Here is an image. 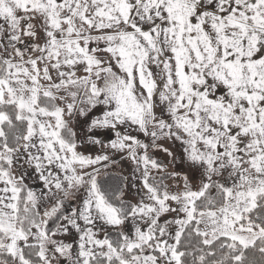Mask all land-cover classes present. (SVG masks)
Here are the masks:
<instances>
[{
    "label": "snow or ice",
    "instance_id": "snow-or-ice-1",
    "mask_svg": "<svg viewBox=\"0 0 264 264\" xmlns=\"http://www.w3.org/2000/svg\"><path fill=\"white\" fill-rule=\"evenodd\" d=\"M98 105L89 140L114 130L134 203L101 183L109 155L80 151L72 119ZM133 126L169 156L156 141H178L192 175ZM252 250L264 258V0H0V264H256Z\"/></svg>",
    "mask_w": 264,
    "mask_h": 264
},
{
    "label": "rangeland",
    "instance_id": "rangeland-1",
    "mask_svg": "<svg viewBox=\"0 0 264 264\" xmlns=\"http://www.w3.org/2000/svg\"><path fill=\"white\" fill-rule=\"evenodd\" d=\"M104 110H106V106L98 105L97 108L93 109L86 116H81L77 113V115L72 119V127L77 132L78 139H80L82 142L80 151L93 156L98 154L109 155L110 160L105 162L108 165L107 168H104L103 165L97 166L101 168L100 181L104 187L109 191L122 190L125 193V198L134 203L140 198L141 195V193L138 192V189L141 187L140 172L137 171V165L128 157L126 151L120 152L108 147L111 140L116 138L114 130H93V139H99L102 144H94L89 140V136L92 135L88 131L90 121L102 116ZM157 114L160 115L159 109H157ZM124 131L125 129L122 128L121 132L123 133ZM127 133L136 136L143 143L149 144L150 147L148 149V154L161 164L165 165L168 173L179 172L181 175L185 173L189 174L190 176L192 175L187 162L183 159L181 145L178 141L165 138H160L156 141V145H162L163 148H167L173 153V156H169L162 150L161 147L151 146V138L146 137L143 135V133L134 130V126L128 128ZM153 175L158 177L160 174L153 170ZM26 183L29 184V186H31L38 194L41 192L42 185L35 175H31L29 179L26 180ZM164 183L174 186L175 182L172 180H165ZM193 183H199L198 174L196 175V179L193 181ZM133 185H136V187H133ZM66 207H70V205L66 204ZM51 226L52 225H50V227ZM62 239H64L65 242H73L74 236L69 235L62 237Z\"/></svg>",
    "mask_w": 264,
    "mask_h": 264
},
{
    "label": "trees",
    "instance_id": "trees-1",
    "mask_svg": "<svg viewBox=\"0 0 264 264\" xmlns=\"http://www.w3.org/2000/svg\"><path fill=\"white\" fill-rule=\"evenodd\" d=\"M249 261H256V264H261L262 258L258 252L252 250L248 253Z\"/></svg>",
    "mask_w": 264,
    "mask_h": 264
}]
</instances>
